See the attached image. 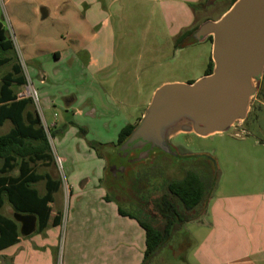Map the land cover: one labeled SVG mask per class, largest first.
<instances>
[{
  "label": "rangeland",
  "instance_id": "obj_1",
  "mask_svg": "<svg viewBox=\"0 0 264 264\" xmlns=\"http://www.w3.org/2000/svg\"><path fill=\"white\" fill-rule=\"evenodd\" d=\"M97 3L101 5L103 20L109 24L114 36V51L113 65L106 73L96 77L98 85L94 87V93L99 102L102 95L105 101H109L113 107L109 114L113 115L111 120H103L104 126L98 120L91 131L80 133L77 125L73 126L79 118L74 117V113L66 114L62 107L57 106L56 103L61 100L54 102L53 109L43 110L38 85L40 77L37 74L40 69L52 66L53 56H49V52L74 48L79 41L82 42V38L100 28L101 25L96 26L92 17ZM230 5L231 0H0L2 23L13 34L10 37L14 42V62L24 65L32 80L45 123L57 124L51 131L53 137L49 138V143L53 155L58 151L62 165L60 167L56 161L50 166L37 165L38 172L49 173L60 182V189L54 193V202L50 206L61 215L58 236L54 240L51 236L50 241V246L52 242L55 243V248L51 249L53 263H61L65 232L72 225H77L78 235L82 231L86 237L90 235L85 229L86 225H93L94 234L86 244V249L92 252L83 245L88 257L116 253L120 257V264H142L144 231L134 219L124 218L119 211L131 213L138 219L148 218L157 227L161 225V219L154 210H150V203L143 214L136 205L129 206V203L116 198L120 197V187L108 191L109 180L103 175L104 164L99 160L100 143L97 140L114 139L117 130L125 123L135 125L154 91L163 83H192L204 76L210 62L211 42L196 43L187 37L179 44L181 48H175L176 41L202 23L218 20ZM42 8L48 13L45 19H41ZM90 21L95 22L93 27ZM77 37L80 38L76 40ZM8 71L9 66L1 68L0 78ZM84 106L88 107V102ZM105 126L109 130H101ZM9 128V123L5 124L0 134L6 133ZM172 139V144L180 148L184 158L158 156V161L152 167L145 168L149 198L153 201L164 192L166 183L181 179L189 170L201 172L205 181L210 183V175L216 166L217 184L214 191L209 193V200L221 199L230 192L232 185L238 188L241 183L254 182L264 175V98L255 96L246 120L224 133L208 137L178 134ZM62 148L67 150L65 156ZM36 188L40 194L44 193L43 183L36 185ZM141 192L142 195L135 193L138 202L147 196V193L143 194L144 189ZM2 214L9 218L13 216L8 205L3 207ZM183 214L190 219L195 217L193 213ZM209 221L210 217L205 211L199 217V222L182 225L151 263L198 264L197 259L206 248H201L197 256L195 252L197 246L207 239ZM127 223H130L129 226ZM33 236L40 240V234L33 233L30 237ZM192 242L194 245L185 261L173 257L180 246L186 243L191 245ZM108 255H105L106 264H110ZM10 259H0V264H11Z\"/></svg>",
  "mask_w": 264,
  "mask_h": 264
},
{
  "label": "crops",
  "instance_id": "obj_2",
  "mask_svg": "<svg viewBox=\"0 0 264 264\" xmlns=\"http://www.w3.org/2000/svg\"><path fill=\"white\" fill-rule=\"evenodd\" d=\"M87 6L92 8L91 5ZM89 12L91 11L89 10ZM103 16L101 5L95 4V12L92 17H94L93 21L96 22H94L96 26L101 25L100 28L95 33L82 38V42L79 41L74 48L49 52V56H53L52 66L40 69L37 74L40 77L38 85L40 86L39 94L43 110L53 109L54 102L61 100L62 102L56 103L57 106L62 107L66 114L74 113V117H78L79 120L73 126L77 125L78 129L83 131H91L94 123L98 120L104 126L105 121L103 120L108 119L109 121L113 115L109 114L110 110H113L109 101H105L102 95L101 101L104 99V102H99L94 93V87L96 84L98 85L96 77L106 73L113 65L114 36L111 28L108 27L109 24L104 22ZM94 23L90 21V26ZM79 38L77 37L76 40ZM58 65L62 67H58ZM18 89L20 90V88ZM99 90L103 92L101 89ZM56 96H60V98H55ZM86 102L89 104L88 107L84 106ZM126 125L128 124L125 123L117 130L115 138ZM46 126L50 132L56 128L57 124L51 122ZM104 129L109 130L107 126L101 128V130ZM115 138L107 140L102 138L97 141L100 145H106L114 142ZM61 152L64 156L67 154L65 148H62ZM54 155L60 157L57 150ZM241 184L238 188L232 185L230 192L222 198L220 197L221 199L213 201L211 199L212 202L209 200L210 205L206 210L210 217L208 236L205 242L197 246L195 256L201 248L205 247L206 250H203L199 256L200 259H197L198 264H264V175L254 182ZM56 212L53 210L52 215ZM129 224L127 223L128 226ZM59 226H48L39 233L40 240L35 239L34 236L30 237L31 235L24 240L19 239L17 244L0 252V259L12 258V260L10 259L11 264L20 262H23L22 264L29 262L32 264H55L51 252V249L55 248V243L52 242V246H50V241L51 236L53 240L56 235L58 236ZM76 226L72 225L65 232L61 263L99 264L100 262V264H106L105 255H108V252L102 256L93 257L91 255L88 257V254L84 252L83 245L85 244L86 249V244L91 239L90 236L94 234L93 225H86L85 229L90 233L87 237L82 231L78 235ZM130 226L133 228V225ZM9 249L11 251L7 255L6 252ZM23 249H26V252H23ZM86 250L92 252V250ZM107 257L110 264H120L118 254L110 253Z\"/></svg>",
  "mask_w": 264,
  "mask_h": 264
},
{
  "label": "trees",
  "instance_id": "obj_3",
  "mask_svg": "<svg viewBox=\"0 0 264 264\" xmlns=\"http://www.w3.org/2000/svg\"><path fill=\"white\" fill-rule=\"evenodd\" d=\"M236 0H231V5ZM195 31H187L176 42L175 48ZM180 42V43H179ZM13 42L2 23L0 14V69L10 67L0 78V129L9 123L6 133L0 134V252L14 246L22 237L20 225L13 218L2 214V209L8 205L13 214H30L37 218V228L34 233H41L48 226L61 224V215L50 205L54 202L53 195L60 189V182L49 173H40L38 164L50 166L55 162L49 138L53 133L46 132L37 112L29 99H18L19 89L25 84L20 64L14 62ZM213 64H208L205 74L212 71ZM256 96L264 98V73L259 82ZM126 126L119 133L120 140L132 130ZM79 132L83 130L79 129ZM49 137V138H48ZM93 147V145H91ZM215 166L214 160H211ZM217 168L210 175V183L205 181L201 172L189 170L180 180L170 181L164 192L154 199L152 207L160 217L161 225L155 226L148 218L138 219L136 216L119 211L121 216L134 219L145 234V249L142 264H152L151 261L166 248L181 226L189 222H199L207 209L206 204L217 184ZM43 183L44 193L40 194L36 185ZM210 193V194H209ZM208 199V200H207ZM179 207L184 211L181 212ZM183 213H193L189 218ZM144 216V215H143ZM191 245L180 246L173 257L185 261ZM178 261V260H177Z\"/></svg>",
  "mask_w": 264,
  "mask_h": 264
},
{
  "label": "water",
  "instance_id": "obj_4",
  "mask_svg": "<svg viewBox=\"0 0 264 264\" xmlns=\"http://www.w3.org/2000/svg\"><path fill=\"white\" fill-rule=\"evenodd\" d=\"M40 14L41 19L48 16L45 8ZM207 38L212 41L211 73L192 83L158 87L126 146L150 145L176 156L168 144L174 136L208 137L246 120L264 73V0H236L218 20L202 23L192 36L196 43ZM12 218L22 238L36 231L34 215L14 213Z\"/></svg>",
  "mask_w": 264,
  "mask_h": 264
},
{
  "label": "flooded vegetation",
  "instance_id": "obj_5",
  "mask_svg": "<svg viewBox=\"0 0 264 264\" xmlns=\"http://www.w3.org/2000/svg\"><path fill=\"white\" fill-rule=\"evenodd\" d=\"M198 27H195L193 29L196 31ZM195 31H193V33H191L188 36V38L190 37V39H192V36L195 33ZM207 40L210 41L212 44L211 38H207L206 41ZM210 62H212L211 58H210ZM205 75L206 74L204 73V76ZM143 113L140 116V118L137 119L135 125H130L132 126L133 129L129 133H127V135L123 137L122 140H120V137L118 134L114 142L106 144V145L99 144L100 147L98 149L100 150L99 160H101L102 163L104 164L103 175L109 180V183L107 185L108 191H113V190L115 191L117 188L120 187L119 189L120 197L116 196V198H119V200H121L122 202L129 203V206L136 205V207H138L139 210L142 211L143 214H145L147 210L146 208L147 204L148 203L153 204V201H154V199L152 201L151 198H149L150 192L146 191L148 188V185H147L148 183L146 182L147 172L145 171L146 170L145 168L152 167V165H154V163L158 161L156 159L158 156H161L167 159L169 158L181 159V158H184V153L181 152L179 147L174 146L172 144L173 139H170L168 144L171 148V151L175 152L176 156L165 154L159 149L151 148L150 145H145L141 148L134 147L133 145L126 146L125 145L126 141L129 139L133 130L140 122V119L143 116ZM126 126H129V124ZM125 127H123V129ZM143 184H144V187H143ZM167 184L168 183H166V185ZM166 185H165V188H166ZM143 189H144L143 194L147 193L146 194L147 196L145 197L144 200L138 202L135 199V193H138V194L140 193V195H142L141 190ZM151 189L149 191H151ZM208 203L209 202L204 204V206L205 207L208 206ZM141 204L146 205V206L144 207ZM151 209L153 210L152 205L150 207V210Z\"/></svg>",
  "mask_w": 264,
  "mask_h": 264
},
{
  "label": "built area",
  "instance_id": "obj_6",
  "mask_svg": "<svg viewBox=\"0 0 264 264\" xmlns=\"http://www.w3.org/2000/svg\"><path fill=\"white\" fill-rule=\"evenodd\" d=\"M6 30H7V33H8V36H9L10 40L13 42V40L10 37V35L12 36L13 34H12V32L9 29L8 26H7ZM13 45H14V42H13ZM20 66H21V69H22L23 76L25 77V84L19 90V92L17 94V98L18 99H29L31 101L33 108L35 109V111L37 112V114L40 117L41 124L43 125V127L46 130V132L48 133L49 132V128L46 126V123H45V121L43 119V116H42V112H41L40 104H39L40 102H39V98H38V93H37L36 89L34 88V86L32 84V80L30 79L28 73L26 72V69L23 67L24 65L22 66V64H20ZM55 161L61 167V165H62L61 159L55 156Z\"/></svg>",
  "mask_w": 264,
  "mask_h": 264
}]
</instances>
